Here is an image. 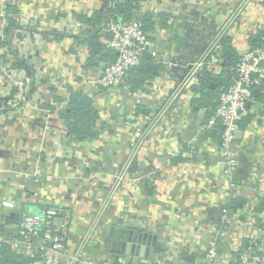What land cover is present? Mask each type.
Segmentation results:
<instances>
[{"label":"crops","instance_id":"0c3cea01","mask_svg":"<svg viewBox=\"0 0 264 264\" xmlns=\"http://www.w3.org/2000/svg\"><path fill=\"white\" fill-rule=\"evenodd\" d=\"M117 1L0 0V36L14 13L20 34L12 49L35 88L19 110L9 112L14 101L0 100V225L14 231L23 214L58 204L63 211L54 224L67 231L68 254L82 246L86 257L115 264H205L214 240L217 264H230L258 228L250 211L264 194V82L249 102L250 122L238 127L231 180L222 176L220 130L204 128L211 108L192 91L195 78L183 83L195 62L219 75L225 42L239 53L252 47L250 38L264 30V0H140L131 18L148 12L155 20L147 56L173 66L164 63L137 86L130 72L108 89L92 82L108 62L87 65V41L32 23L109 15ZM106 24L80 34L100 33L107 47ZM4 84L0 76L1 97ZM72 89L91 95L97 113L99 135L82 143L60 116ZM230 197L246 201L239 219L223 212ZM2 200L19 207H3ZM115 241L130 244L128 252Z\"/></svg>","mask_w":264,"mask_h":264},{"label":"built area","instance_id":"2783aa9c","mask_svg":"<svg viewBox=\"0 0 264 264\" xmlns=\"http://www.w3.org/2000/svg\"><path fill=\"white\" fill-rule=\"evenodd\" d=\"M35 28L65 29L67 33H79L87 25L77 18L60 17L56 21L32 23ZM107 36V44L116 53L114 61L108 62L100 75L92 82L101 88H118L125 83L130 69L139 64L144 54L151 50V38L140 20H111L107 22L103 31ZM6 47L0 48L6 52ZM235 67V76L231 84L218 94V105L204 124L206 129L220 130V156L223 163L222 176L231 180L233 172L238 167L234 145L239 131L237 120L249 112V102L253 99L255 88L264 82V48L250 47L242 51ZM9 56V55H8ZM10 62L0 61V76L5 84L2 87V97L7 103L14 101L8 107L9 112L19 110L30 103L27 97L29 82L25 74L18 67H13L15 57L9 56ZM170 68V62H164ZM163 63V64H164ZM203 62H195L188 66L183 84L195 78ZM12 93L11 98H7ZM6 98V99H5ZM233 187L234 183L231 181ZM1 205L6 208L17 209L19 206L10 200H2ZM239 209L230 212V216L239 219L242 213ZM63 207L50 204L42 214H23L20 224L14 231L0 232V247L9 246L19 248L23 255L34 256L39 253L40 260L35 264H115L107 259L89 258L81 250L68 254L66 246L68 234L64 229L55 227L54 219L61 214ZM225 216L229 214L224 208ZM251 217L255 219L257 232L249 236V244L241 247L237 258L230 264H264V213L251 209ZM200 238H203L201 236ZM217 250L214 240L208 241L205 251V264H217ZM228 264V263H227Z\"/></svg>","mask_w":264,"mask_h":264},{"label":"trees","instance_id":"16d2710c","mask_svg":"<svg viewBox=\"0 0 264 264\" xmlns=\"http://www.w3.org/2000/svg\"><path fill=\"white\" fill-rule=\"evenodd\" d=\"M139 1L140 0H118L115 4L113 13H110L109 15H105L100 11H96L90 17H83L78 19L85 23L87 27H91L92 29L97 24L116 20L119 17H121L122 20H133L131 18V13L133 8L137 6ZM13 15L14 13L7 17L4 34L2 37L0 36V47L8 46L6 52L0 53V59H3L8 55H12L13 57H15V60L12 62V66L21 68L22 63L17 55H14L12 49L13 38L20 34L18 22ZM167 16L163 14L160 15L159 21L162 27H167L169 25L167 22ZM137 20H140L142 24L144 23L143 27L147 32L150 30V27H153L155 24L153 16L148 12L144 13V15L142 14V17L137 18ZM81 32L83 31H80L78 34L69 33L68 35L75 36V39L77 41H87L91 46L92 49L89 52L87 65L92 66L104 60H107V62L115 60L116 53L101 42L102 38H104L102 37V34H98L95 31H90L88 35L84 37L80 34ZM50 35L55 36L56 38L57 36H60L59 33H57L56 31L52 32V30L50 31ZM249 42L252 47L264 48V30L258 31L252 38H250ZM239 54L240 53L237 51L235 46L225 42L224 44H222V49L219 54L220 59L223 62L221 66V73L217 76H212L209 69L204 66L195 76V82L192 83L191 89L195 94L200 95L199 101H201L203 105L211 108L209 116L218 105L219 92L227 88L231 84L235 76V67L240 58ZM163 66L164 64L162 62L156 61L151 56H147V53L144 54L139 64L130 69V72L134 73V76H137L139 78L136 80L135 85H140L142 83L141 81L152 79L158 74L159 70L162 69ZM34 89V85L29 83L27 97L31 96ZM60 116L66 122L70 136L76 142L82 143L86 140L94 139L99 135V132L95 128L94 124V119L97 117V113L93 105L92 96L85 94L81 90H70L67 104L60 111ZM249 122V113L242 115L237 120V124L240 129H244ZM212 130L218 131L219 127ZM245 203L246 201L242 197H230V199L226 203V206L224 207L227 208L229 212H236L237 210L246 207ZM26 206H29V204H26ZM252 210L255 212L264 211V194L262 195L257 206H254ZM0 232L8 233L6 227H3V225H0ZM20 251L21 250L19 248H13L9 246L0 247V264H35L39 262L40 257L38 252L36 256L34 255L35 257H24V255L22 256Z\"/></svg>","mask_w":264,"mask_h":264},{"label":"water","instance_id":"95a60500","mask_svg":"<svg viewBox=\"0 0 264 264\" xmlns=\"http://www.w3.org/2000/svg\"><path fill=\"white\" fill-rule=\"evenodd\" d=\"M11 96H12V93L7 97V98H11ZM6 99V98H5ZM240 135V132L238 131L237 132V134H236V136L238 137ZM114 243V245H116L117 246V248H126V252H128V250L130 249V244H121V242H113Z\"/></svg>","mask_w":264,"mask_h":264}]
</instances>
